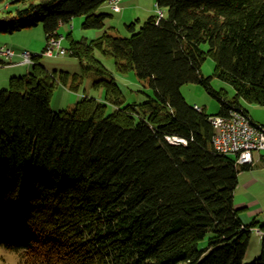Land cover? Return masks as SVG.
<instances>
[{
	"label": "trees",
	"instance_id": "trees-1",
	"mask_svg": "<svg viewBox=\"0 0 264 264\" xmlns=\"http://www.w3.org/2000/svg\"><path fill=\"white\" fill-rule=\"evenodd\" d=\"M106 1L13 0L0 33L41 22L47 39L78 15L84 28H99L104 13L96 10ZM155 2L166 15H151L134 32L127 25L129 36L70 40L82 72L103 76L93 82L103 87V100L84 96L53 112L56 76L39 56L0 90V243L21 264H245L256 224L242 223L233 194L250 164L214 150L213 114L186 102L180 88L205 85L220 101V115L246 113L241 99L264 105V0ZM95 48L119 71L134 70L154 96L120 107L122 93ZM207 56L214 75L232 85L231 98L202 75ZM249 264H264V235Z\"/></svg>",
	"mask_w": 264,
	"mask_h": 264
},
{
	"label": "rangeland",
	"instance_id": "rangeland-1",
	"mask_svg": "<svg viewBox=\"0 0 264 264\" xmlns=\"http://www.w3.org/2000/svg\"><path fill=\"white\" fill-rule=\"evenodd\" d=\"M11 1L13 0L0 3V16ZM157 9L155 0H119L118 8H113L106 1L96 10L97 14L104 13L103 26L99 28H84L82 26L84 17L78 15L72 17L67 22L61 23L57 28V34L63 37L61 46L65 49L69 47L70 40L89 43L91 40L99 38L105 32L129 36L131 31L127 25L133 23L134 30L132 32L137 31L148 17L156 14ZM161 10L166 15L165 9L162 8ZM45 46L46 36L41 22L31 27L17 29L11 33H0V48H10L15 54L12 59H4L0 56L1 60L7 62L4 65L0 63V90L9 89V79L12 75L20 76L31 71L33 62L18 63L20 53L22 51H29L39 55L37 58L38 62L47 71L54 73L56 76V85L53 88L49 103L50 109L53 112L71 109L84 96L103 100L105 93L103 87H93V82L102 78V75L94 71L83 73L80 58L70 54L69 51H66L63 55L56 53L47 55L42 53ZM203 47L206 48V46ZM93 52L95 59L101 62L108 70L107 76L113 78L122 93L123 100L119 104L120 107L133 103L140 104L148 96H154V90L148 83L140 80L134 70L121 72L117 69L111 55L105 54L97 48ZM11 66H13L15 74H12ZM214 69L215 61L212 57L207 56L200 67L202 75L210 77L209 85L214 92H222L227 98H231L234 95L232 85L228 81L215 76ZM64 74L67 75V79L62 81L60 79ZM73 76H77L75 83ZM180 91L186 102L204 107L209 114H217L220 110V101L205 85L199 82L185 83L181 86ZM241 103L255 115L264 118V105L250 103L244 99H241ZM113 108V105H107V111H112ZM250 171L242 170L239 182L234 190L233 204L236 209H239V217L250 211L259 214L257 216H260V221H262L261 219L264 218V170L260 169L256 174H250ZM261 229L264 230V228ZM209 235L207 233L200 240V248L207 247ZM261 249L262 236L256 234L255 231H251L243 262L245 264L251 263L260 255ZM0 264H21L20 256L18 253L7 249L3 243H0Z\"/></svg>",
	"mask_w": 264,
	"mask_h": 264
},
{
	"label": "built area",
	"instance_id": "built-area-1",
	"mask_svg": "<svg viewBox=\"0 0 264 264\" xmlns=\"http://www.w3.org/2000/svg\"><path fill=\"white\" fill-rule=\"evenodd\" d=\"M119 0H108L113 8H118ZM157 18L163 15V11L157 9ZM61 36L49 35L46 39V46L42 53L47 55L65 54L67 49L61 46ZM14 51L10 48H0V56L4 59H12ZM18 63H31L34 58L39 56L29 51L20 53ZM7 63V62H2ZM194 108L201 110L202 107L194 104ZM209 122L213 127L212 145L216 152L220 154L231 155L236 164H251L253 162V153L264 150V125L253 122L248 115L238 109H230L228 114H213L209 116ZM171 142L182 141L181 138L173 137ZM256 234L260 233V228L255 226L251 228Z\"/></svg>",
	"mask_w": 264,
	"mask_h": 264
},
{
	"label": "crops",
	"instance_id": "crops-1",
	"mask_svg": "<svg viewBox=\"0 0 264 264\" xmlns=\"http://www.w3.org/2000/svg\"><path fill=\"white\" fill-rule=\"evenodd\" d=\"M11 67H12V69H11L12 74H15V71H13V66H11ZM13 76H15V75H12L11 77H13ZM242 107L246 111V114L248 115V117L253 122H257V123H260V124L264 125V118L263 117L255 115L251 110L249 111L243 105H242ZM260 169L264 170V150H261V151L253 153V162L250 164V167L248 169H245V170H251L249 172L250 174H256V172L258 170H260ZM241 173H242V170L237 175V184L239 182V176L241 175ZM252 178H254V177H252ZM257 215H259V214H255V213L249 211V212H247L244 215L242 214L240 219H241L242 223L245 224V225H249V224L255 223L257 225V227L262 228V226H264V224H263L264 223V218H262L261 219L262 221H260V216H257ZM259 222H262V223L259 224Z\"/></svg>",
	"mask_w": 264,
	"mask_h": 264
},
{
	"label": "bare ground",
	"instance_id": "bare-ground-1",
	"mask_svg": "<svg viewBox=\"0 0 264 264\" xmlns=\"http://www.w3.org/2000/svg\"><path fill=\"white\" fill-rule=\"evenodd\" d=\"M161 10V9H160ZM260 233H264V230H262L261 228H260Z\"/></svg>",
	"mask_w": 264,
	"mask_h": 264
}]
</instances>
